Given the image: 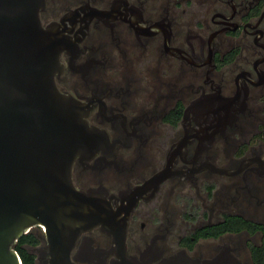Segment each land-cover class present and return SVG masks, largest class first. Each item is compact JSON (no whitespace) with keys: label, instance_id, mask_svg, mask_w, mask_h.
I'll return each mask as SVG.
<instances>
[{"label":"flooded vegetation","instance_id":"1","mask_svg":"<svg viewBox=\"0 0 264 264\" xmlns=\"http://www.w3.org/2000/svg\"><path fill=\"white\" fill-rule=\"evenodd\" d=\"M113 7L126 17L93 15L80 38V20L62 32L76 48L73 59L59 53L56 86L90 100L85 120L106 135L86 164L73 160V185L118 198L165 170L190 131L169 166L182 172L134 200L125 257L141 261L150 246L149 264L202 262L222 250L233 264H248L254 251L264 257V0H45L39 18L63 27L71 11ZM35 236V264H48L46 240ZM85 238L93 249L112 244L99 226L81 232L70 251L75 264H89L75 258Z\"/></svg>","mask_w":264,"mask_h":264},{"label":"water","instance_id":"2","mask_svg":"<svg viewBox=\"0 0 264 264\" xmlns=\"http://www.w3.org/2000/svg\"><path fill=\"white\" fill-rule=\"evenodd\" d=\"M44 6L45 0H0V264H22L14 242L40 225L48 240L49 264H75L68 252L78 231L99 222L100 230L112 235V244L107 250L93 249L85 238L75 254L77 260L149 264L152 246L140 254L141 261L124 255L127 218L136 198L169 174L182 172L170 168L191 132L172 150L166 169L141 187L122 190L118 198L109 194L108 200L104 188H76L70 175L74 158L86 164L82 159H89L106 135L85 120L90 100L79 102L56 86L55 75L62 68L59 51L64 49L73 59L76 48V40L62 32H71L80 20L74 32L80 38L93 15L109 21L126 17L128 11L113 7L104 15L84 8L65 16L60 21L63 27L52 22L44 29L39 18ZM197 121L201 125L204 119L198 116ZM210 121L218 125L219 117ZM227 253L222 250L202 262L179 256L167 262L233 264ZM107 254H113L110 263Z\"/></svg>","mask_w":264,"mask_h":264},{"label":"trees","instance_id":"3","mask_svg":"<svg viewBox=\"0 0 264 264\" xmlns=\"http://www.w3.org/2000/svg\"><path fill=\"white\" fill-rule=\"evenodd\" d=\"M38 242L37 237L33 232L27 233L19 237L16 241L14 249L18 253L22 264H35L34 256L24 248L25 245H35ZM253 260L255 264H264L263 253L254 251Z\"/></svg>","mask_w":264,"mask_h":264},{"label":"bare ground","instance_id":"4","mask_svg":"<svg viewBox=\"0 0 264 264\" xmlns=\"http://www.w3.org/2000/svg\"><path fill=\"white\" fill-rule=\"evenodd\" d=\"M44 29H46L45 27H43ZM63 50V49H62ZM62 50H60L59 51V53L62 51ZM77 158V157H76ZM75 159V158H74ZM90 159V158H89ZM82 160H87V159H82ZM105 199L106 200H108V198H106L105 197ZM101 223L99 222V223H96V224H94V225H92L91 227H89V228H86V229H81V230H79L78 231V233H77V236H76V238H75V240H74V242L72 243V245H71V247H70V249H69V252H68V258H69V261L70 262H73L72 260H71V258H70V251H71V249H72V247H73V245H74V243H75V241H76V239H77V237H78V235L81 233V232H84V231H86V230H89V229H91V228H94V227H96V226H99ZM40 227H42L43 228V233H45V230H44V227H43V225H40ZM106 233V232H105ZM107 234V233H106ZM108 235V234H107ZM111 237H112V235H110ZM46 240V243H47V254L49 255V258H48V264H49V262H50V253H49V250H48V240H47V238L45 239ZM15 242H16V240H15ZM14 242V243H15ZM45 249V248H44ZM43 250V249H42Z\"/></svg>","mask_w":264,"mask_h":264},{"label":"rangeland","instance_id":"5","mask_svg":"<svg viewBox=\"0 0 264 264\" xmlns=\"http://www.w3.org/2000/svg\"><path fill=\"white\" fill-rule=\"evenodd\" d=\"M253 143H255V138L253 139ZM32 232L34 233V235L37 234V233H39V234L42 233L43 234V228L42 227H40V228L37 227L36 229H32ZM94 236L96 237V234H94ZM15 244H16V242L14 243L13 248H14ZM25 246H27V248H28V250H29V252L31 254H33L34 256H36L34 250L31 248V245H25ZM41 259H43V257ZM35 261H37L36 258H35ZM248 264H255V262L253 260L251 262L248 260Z\"/></svg>","mask_w":264,"mask_h":264}]
</instances>
